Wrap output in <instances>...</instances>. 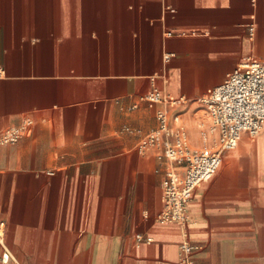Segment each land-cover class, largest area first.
<instances>
[{
	"label": "crops",
	"instance_id": "1",
	"mask_svg": "<svg viewBox=\"0 0 264 264\" xmlns=\"http://www.w3.org/2000/svg\"><path fill=\"white\" fill-rule=\"evenodd\" d=\"M246 57L264 61V0H0V132L33 121L0 145V264H186L184 229L192 264H264V122L194 191L184 229L158 220L166 160L137 149L154 88L184 97L168 111L200 146L194 98Z\"/></svg>",
	"mask_w": 264,
	"mask_h": 264
},
{
	"label": "built area",
	"instance_id": "2",
	"mask_svg": "<svg viewBox=\"0 0 264 264\" xmlns=\"http://www.w3.org/2000/svg\"><path fill=\"white\" fill-rule=\"evenodd\" d=\"M254 26L249 25L250 36ZM172 31L167 30L166 36ZM171 54L166 53L165 59ZM141 100L149 104L162 105L156 110L157 125L143 135L137 145L139 152L153 149L157 156L167 162L162 180L163 208L158 216L161 223H175L184 229L186 205L194 191L208 182L217 172L223 154L234 149L243 133L255 137L264 122V61L251 57L244 58L224 80L214 88L208 89L199 100L206 112L210 130L216 131L213 147L190 148L186 142V128L180 115L170 116L168 109L184 102L183 98L167 97L157 88L152 89ZM33 121L24 117L17 125L0 132V145L16 142L30 133ZM181 249L184 263L192 264L191 254L198 246L187 238L184 229ZM139 241L150 242L151 237L136 234ZM0 260L7 263L9 251L4 240V224L0 223Z\"/></svg>",
	"mask_w": 264,
	"mask_h": 264
},
{
	"label": "bare ground",
	"instance_id": "3",
	"mask_svg": "<svg viewBox=\"0 0 264 264\" xmlns=\"http://www.w3.org/2000/svg\"><path fill=\"white\" fill-rule=\"evenodd\" d=\"M164 95L167 96V97H175V96H172V95H169V94H164ZM178 98H184V97L179 96ZM197 126H198V129H200V127L202 126L200 121L197 123ZM201 133L203 134V137L201 136V145L196 147L197 143H195V141L192 140V147L190 146V148H193V147L199 148L201 146H206V147H213L214 146L215 141H216V131H212V130L209 129V130H206V131H201ZM209 133H213L214 134V139H213L212 143H210V144L208 142L209 141ZM187 137L188 136H187V133H186V142L188 144V138Z\"/></svg>",
	"mask_w": 264,
	"mask_h": 264
},
{
	"label": "rangeland",
	"instance_id": "4",
	"mask_svg": "<svg viewBox=\"0 0 264 264\" xmlns=\"http://www.w3.org/2000/svg\"><path fill=\"white\" fill-rule=\"evenodd\" d=\"M206 92H207V90H205L200 96L194 98L195 99L194 101H196L199 104V108H198V110L195 111V113H194L195 115L194 116L197 117L198 120L201 122L202 126L200 127V129L202 131H206V130L210 129L208 116H207L206 112L204 111V107H203V104L201 103V100H199V98L202 95H204Z\"/></svg>",
	"mask_w": 264,
	"mask_h": 264
}]
</instances>
